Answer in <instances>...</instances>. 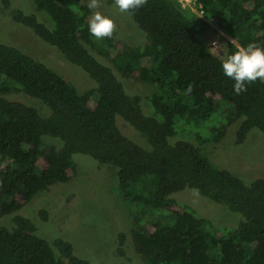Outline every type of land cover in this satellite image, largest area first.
Wrapping results in <instances>:
<instances>
[{
	"label": "trees",
	"instance_id": "1",
	"mask_svg": "<svg viewBox=\"0 0 264 264\" xmlns=\"http://www.w3.org/2000/svg\"><path fill=\"white\" fill-rule=\"evenodd\" d=\"M1 1L15 22L94 85L80 92L45 62L0 41V219L12 215L14 223L0 226V264H92L69 240L39 236L36 224L18 213L37 193L67 182L78 153L115 169V192L135 212L131 236L143 264H264V177L247 183L217 165L204 146L221 141L237 121V145L255 129L264 134V82L234 94L235 81L204 38L216 29L235 45L264 48V0H197L205 18L177 0H148L126 13L145 44L120 48L114 35L99 41L90 35L87 0H34L31 13ZM231 41L225 40L224 55L237 50ZM121 76L155 88L148 110ZM13 91L40 100L50 114L6 97ZM120 120L148 145L128 136ZM186 188L237 214L238 223L218 226L179 201L176 193ZM40 213L47 219L48 211ZM119 242L124 252V232Z\"/></svg>",
	"mask_w": 264,
	"mask_h": 264
},
{
	"label": "rangeland",
	"instance_id": "2",
	"mask_svg": "<svg viewBox=\"0 0 264 264\" xmlns=\"http://www.w3.org/2000/svg\"><path fill=\"white\" fill-rule=\"evenodd\" d=\"M177 1L182 9L197 16L189 6L184 7L179 0ZM11 8H21L28 13L36 11L34 0H11ZM96 10L115 21L116 30L113 34L115 48L122 45L145 44L143 33L126 13L119 12L114 6V0H100V7ZM96 10H92V14ZM39 17L52 25L44 14H39ZM204 38L210 47L213 41L221 44L216 54L220 57L225 54V40L227 38L233 40L216 29L206 32ZM0 41L15 45L45 62L70 80L80 92L94 85L84 71L67 61L57 49L45 44L30 29L15 22L10 10L1 0ZM121 79L129 92L143 97L144 108L148 110L150 107L148 98L154 93L155 88L150 83L133 77L121 76ZM5 95L9 99L35 106L44 116L50 114L49 108L40 100L23 91H13ZM119 123L128 136L143 146L148 145L133 127L121 120ZM238 124L239 121L232 124L221 141L209 142L204 146L217 165L249 183L255 178L264 177V134L255 129L244 144L237 145L235 132ZM48 142L55 144L56 140L49 138ZM74 159L78 168L67 182L57 183L37 193L18 213L26 215L36 224L39 236L50 242L56 237L69 240L74 245L76 253L92 264H143L135 251L131 236L135 212L133 207L115 192L117 182L115 169L99 164L86 154H75ZM176 194L179 201L192 205L218 226L233 227L239 221L237 214L215 205L208 198L189 188ZM41 210L48 211L47 219L41 217ZM13 225L12 215L0 219V226L11 228ZM122 232L126 234L124 252L119 251V234Z\"/></svg>",
	"mask_w": 264,
	"mask_h": 264
},
{
	"label": "clouds",
	"instance_id": "3",
	"mask_svg": "<svg viewBox=\"0 0 264 264\" xmlns=\"http://www.w3.org/2000/svg\"><path fill=\"white\" fill-rule=\"evenodd\" d=\"M147 3L148 0H114V6L122 14L133 13ZM87 7L92 10L99 9L100 0H89ZM88 29L90 35L99 41L113 36L116 23L110 16L96 10L89 18ZM231 43L235 45L234 40ZM219 46L221 44L213 41L208 51L211 55H216ZM235 47L237 50L233 54L222 55L221 60L223 74L235 81L234 94L238 95L247 90V84L257 80L264 82V48L255 43H249L246 47L240 45Z\"/></svg>",
	"mask_w": 264,
	"mask_h": 264
},
{
	"label": "built area",
	"instance_id": "4",
	"mask_svg": "<svg viewBox=\"0 0 264 264\" xmlns=\"http://www.w3.org/2000/svg\"><path fill=\"white\" fill-rule=\"evenodd\" d=\"M180 3L186 7L189 6L194 12L197 13V16L205 18V11L202 8V5L198 3L197 0H179Z\"/></svg>",
	"mask_w": 264,
	"mask_h": 264
}]
</instances>
